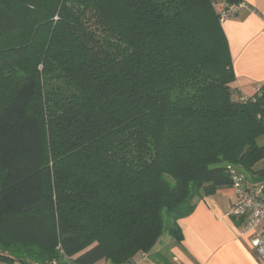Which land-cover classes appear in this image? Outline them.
Instances as JSON below:
<instances>
[{
    "label": "trees",
    "instance_id": "trees-1",
    "mask_svg": "<svg viewBox=\"0 0 264 264\" xmlns=\"http://www.w3.org/2000/svg\"><path fill=\"white\" fill-rule=\"evenodd\" d=\"M20 21L0 47V261L131 263L181 239L226 166L257 173L264 92L232 88L212 0H0V35Z\"/></svg>",
    "mask_w": 264,
    "mask_h": 264
},
{
    "label": "crops",
    "instance_id": "crops-1",
    "mask_svg": "<svg viewBox=\"0 0 264 264\" xmlns=\"http://www.w3.org/2000/svg\"><path fill=\"white\" fill-rule=\"evenodd\" d=\"M240 4L235 15L219 24L235 77L231 86L237 96L251 97L257 85H264V0H240ZM225 5V0H212L217 15ZM234 200L230 188L196 199L192 213L177 222L181 239L170 245L169 259L164 263L264 264L250 247L248 236L241 235L243 222L229 216ZM156 247L146 257L137 255L131 263L163 264L150 259Z\"/></svg>",
    "mask_w": 264,
    "mask_h": 264
},
{
    "label": "built area",
    "instance_id": "built-area-1",
    "mask_svg": "<svg viewBox=\"0 0 264 264\" xmlns=\"http://www.w3.org/2000/svg\"><path fill=\"white\" fill-rule=\"evenodd\" d=\"M242 4L225 5L218 14L219 22H223L235 15ZM264 85H257L254 89V96L263 95ZM255 98V97H254ZM246 98H242L244 101ZM260 118V116H258ZM264 119V117H262ZM226 173L230 180V189L233 190L235 200L231 206L229 216L243 222L241 235H247L250 247L264 263V167L256 174H248L238 166H226ZM58 252L63 256L61 248ZM45 264H70L66 258L54 259ZM132 264V263H125Z\"/></svg>",
    "mask_w": 264,
    "mask_h": 264
},
{
    "label": "rangeland",
    "instance_id": "rangeland-1",
    "mask_svg": "<svg viewBox=\"0 0 264 264\" xmlns=\"http://www.w3.org/2000/svg\"><path fill=\"white\" fill-rule=\"evenodd\" d=\"M216 1H219L220 3V0H216ZM16 10V9H15ZM15 14L16 15H19V12L15 11ZM218 17V15H217ZM218 21H219V18H218ZM220 23V22H219ZM27 26L28 25H24L21 21L19 23H17V25L15 26V28L9 32L8 34H1L0 35V47L1 48H5L7 46H13V45H16L20 39L23 38V36L25 35V31L27 30ZM13 60H10V62H12ZM14 66L15 65H18L16 63H13ZM12 64V65H13ZM13 66V67H14ZM254 95H252L251 97H253ZM249 97V98H251ZM242 98H248V97H240V99ZM257 144L259 146H263L264 145V135L261 136L258 140H257ZM264 167V161L262 162H259L258 164H256L253 168V171H258L260 170L261 168ZM245 176L247 178H250L249 175L247 173H244ZM230 188V187H229ZM232 206V205H231ZM231 209V207H230ZM230 212V210H229ZM164 218L165 220L166 219V215L164 214ZM174 242H177L176 238L175 237H169L166 233L163 234V236L160 238V241L158 242L157 244V252L155 253H151L152 254V257L150 258L151 260H156L157 262L159 261L160 263L162 262L163 264H165L164 262L166 261L167 262V259H169V247L171 244H173ZM155 254V255H154ZM146 254H142V257H146L145 256ZM2 264H5V262Z\"/></svg>",
    "mask_w": 264,
    "mask_h": 264
}]
</instances>
